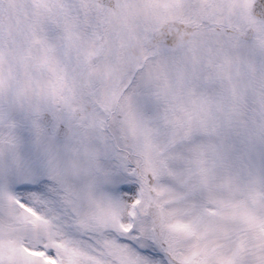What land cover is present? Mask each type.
Masks as SVG:
<instances>
[{
	"label": "snow or ice",
	"instance_id": "6c2138e0",
	"mask_svg": "<svg viewBox=\"0 0 264 264\" xmlns=\"http://www.w3.org/2000/svg\"><path fill=\"white\" fill-rule=\"evenodd\" d=\"M0 264H264V0H0Z\"/></svg>",
	"mask_w": 264,
	"mask_h": 264
}]
</instances>
